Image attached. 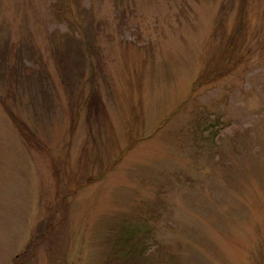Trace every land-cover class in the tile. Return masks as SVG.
I'll return each instance as SVG.
<instances>
[{
  "label": "rangeland",
  "instance_id": "rangeland-1",
  "mask_svg": "<svg viewBox=\"0 0 264 264\" xmlns=\"http://www.w3.org/2000/svg\"><path fill=\"white\" fill-rule=\"evenodd\" d=\"M0 264H264V0H0Z\"/></svg>",
  "mask_w": 264,
  "mask_h": 264
},
{
  "label": "trees",
  "instance_id": "trees-1",
  "mask_svg": "<svg viewBox=\"0 0 264 264\" xmlns=\"http://www.w3.org/2000/svg\"><path fill=\"white\" fill-rule=\"evenodd\" d=\"M96 92H97V91L93 88V89L91 90V96H92V97H96V98H98ZM91 96H90V98H91ZM91 99H92V98H91ZM86 103H88V99H87V101L85 102V104H86ZM93 107H94V106H92V105L90 106V108H92V109L95 110L96 107H94V108H93ZM90 108H89V109H90ZM96 110H99V109L97 108ZM101 176H102V175H100L99 177H101Z\"/></svg>",
  "mask_w": 264,
  "mask_h": 264
}]
</instances>
